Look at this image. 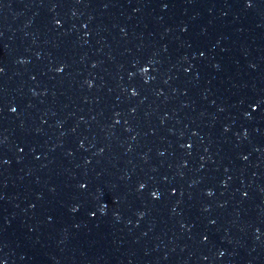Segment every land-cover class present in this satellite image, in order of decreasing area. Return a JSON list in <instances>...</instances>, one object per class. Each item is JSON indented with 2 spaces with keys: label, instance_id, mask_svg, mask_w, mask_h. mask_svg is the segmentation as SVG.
<instances>
[{
  "label": "water",
  "instance_id": "obj_1",
  "mask_svg": "<svg viewBox=\"0 0 264 264\" xmlns=\"http://www.w3.org/2000/svg\"><path fill=\"white\" fill-rule=\"evenodd\" d=\"M0 264H264V0H0Z\"/></svg>",
  "mask_w": 264,
  "mask_h": 264
}]
</instances>
